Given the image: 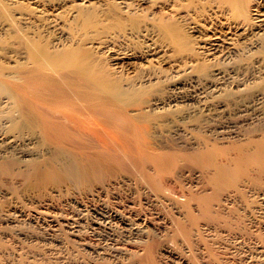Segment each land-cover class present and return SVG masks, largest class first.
<instances>
[{"label": "bare ground", "instance_id": "1", "mask_svg": "<svg viewBox=\"0 0 264 264\" xmlns=\"http://www.w3.org/2000/svg\"><path fill=\"white\" fill-rule=\"evenodd\" d=\"M0 170V264H264V0H0Z\"/></svg>", "mask_w": 264, "mask_h": 264}, {"label": "rangeland", "instance_id": "2", "mask_svg": "<svg viewBox=\"0 0 264 264\" xmlns=\"http://www.w3.org/2000/svg\"><path fill=\"white\" fill-rule=\"evenodd\" d=\"M21 1H23V0H21ZM75 92V91H74ZM80 94V95H79ZM89 93L88 92H86L85 91V93H76V95L78 96V97H76L75 95H72L71 97H69V95L68 94H64L63 96H61L60 95V97L58 96V98L54 101V103L57 105V106H59V108H60V110H62V111H66L67 113H72V111H74V109H76L74 112H76L80 107H81V105L82 106H84V105H87V106H89V107H92L93 105H94V103L93 102H97V101H95V100H90V101H88L89 99V95H88ZM75 96V97H74ZM69 98V99H68ZM76 98V100H77V98H78V100H81V101H79V102H77L76 100H74ZM80 98V99H79ZM65 99V100H64ZM74 100L73 101V103H72V101L71 100ZM70 100V101H69ZM88 103H87V102ZM74 102H77V103H79L78 105H76ZM81 102V103H80ZM92 103V105H90L91 103ZM62 103V104H61ZM64 103H66V106H65V104ZM69 105V106H68ZM76 105V107H74ZM62 106V107H61ZM71 106H72V108H73V110H70V108H71ZM79 106V107H78ZM64 107V108H63ZM67 107V108H66ZM69 107V108H68ZM77 107H78V109H77ZM124 107H125V105L123 104L122 106H121V108L118 110V111H111V110H109V108H108V106H107V104L106 103H96L95 104V109L93 110V111H96V112H99V111H102V110H106L109 114H110V116L109 115H107V117H111V118H113V119H115V117H116V115L117 114H119L123 109H124ZM71 108V109H72ZM74 114V113H73ZM76 115V114H75ZM117 119H118V117H117ZM106 121H108V122H113L110 118H108ZM129 123V122H128ZM133 125V124H132ZM143 125H145L144 123H142V122H137V124H136V126H135V133H134V135H135V137L139 140V147L142 149V150H144V152H146V154H148V155H150V157H149V161L152 163V161H153V158L156 156V154H157V152L155 151V149H154V146H153V144H152V141L150 140V135H149V132H148V130H146L145 128H144V126ZM138 126V127H137ZM130 127H131V125H129V126H127V127H124V129L125 130H127V131H129V132H131V130H130ZM132 133V132H131ZM133 134V133H132ZM75 142V145L74 146H77L78 148H76L75 149V155H76V157H79V156H81L80 154L82 153V152H85L86 151V149L88 148H92L93 150H95L96 152H98V154H101V155H105L106 154V151L108 150L107 148H105L103 145H102V143H101V141H99L98 139H95V138H93V139H86V138H84V137H80V138H78V139H76V140H74ZM81 143V144H80ZM86 144V145H85ZM135 148H137V147H135ZM175 154H177V153H175ZM174 154V155H175ZM175 157H177V158H175ZM174 158L177 160V162L178 163H175V162H169V161H167L166 162V165H168V170H166V171H162L161 173H163V178L165 179L166 178V176H167V174H169V173H171L172 171H173V168L175 167V165H180V164H182L181 162H179V161H181V160H184V161H186L187 159H186V157L183 155H180V154H177L176 156H175ZM221 156H216V160L218 161V162H221V158H220ZM109 158H111V159H115V161H117L118 159V156L117 155H115V154H112V156L111 157H109ZM173 158V159H174ZM117 159V160H116ZM175 159H174V161H175ZM113 161V160H112ZM110 162L109 164V166H108V164L105 166V165H101L102 166V169L103 168H105L104 170L105 171H111L112 169H114L115 167H116V169H114V170H117L118 172H119V166H118V164L120 163L119 161H117L118 163L116 164V162L115 161H113V162ZM111 165H113V166H111ZM118 166V167H117ZM138 166H140V165H138ZM109 167V168H108ZM101 169V171L99 170L98 172H95V173H93L92 175H91V178L87 175L86 177L88 178H86V177H81L82 179H80V178H77V177H72L71 179L76 183V184H79V185H82V184H84V183H95V182H97L98 181V176L100 177H102V179H101V181H103V180H105V179H107L108 177H110L111 175H113L115 172L117 173V171H111V172H105L104 170H102ZM111 169V170H110ZM120 169H121V166H120ZM2 172V174H0V177H2L3 176V174L5 175V177H6V179H12V178H19V179H21V180H23L24 181V177H23V174H19L17 171H15V172H13V173H11V170H9V172H5L4 171V173H3V171L2 170H0V173ZM112 172H114V173H112ZM7 173H11V174H7ZM108 173V175L111 173V175L110 176H105V177H103L102 175H106ZM2 175V176H1ZM85 176V175H84ZM96 177V178H95ZM107 177V178H106ZM45 178L46 177H42L41 178V180H43V181H41L40 180V185L37 183V185L36 184H31V182L30 181H28V183H26V185L24 186V187H26V188H28V187H31V186H34V187H37V186H39L38 188H41V187H43V186H45L46 184L48 185V183L49 182H51L50 180H53V178H46V180L47 181H45ZM86 178V179H85ZM6 179H4V180H6ZM84 179V180H83ZM92 179H93V181H92ZM94 179H97L96 181L94 180ZM49 180V181H48ZM87 180H91L90 182L89 181H87ZM99 181H100V178H99ZM44 182H46V184L44 183ZM7 184H6V186H9V187H11V185H10V181L9 182H6ZM165 184H166V182H165ZM164 184V185H165ZM13 189H14V191L17 193V194H19V195H21L22 194V192H20L19 193V191H18V189L17 188H14V187H12ZM200 196H202V195H200V194H198V196L197 197H200ZM204 209L205 210H208V207H204ZM154 240H150L149 242H145V243H143V246L145 247V248H150L151 247V245H152V247H151V249L153 248L154 249V247L155 248H157V246L160 244L159 242V240H155L154 242H153ZM152 242V243H151ZM140 244H142V243H140ZM139 244V246H142V245H140ZM138 246V244H137V248L135 249V248H133V247H129V248H131V250H133L132 251V257H134L133 255H135V252H138V251H140L139 249H141V248H144V247H139ZM135 250H138V251H135ZM135 251V252H134ZM143 252V251H142ZM147 253V252H146ZM141 255V254H140ZM144 253H142V255L141 256H137V258H142V259H144L146 256V254L144 255ZM135 257H136V255H135ZM149 257V256H148ZM140 258V259H141ZM147 258V257H146ZM144 259V261H147V259ZM153 259V258H152ZM152 259H151V257L149 258V260H151L152 261ZM153 261L155 262V260L153 259ZM155 264V263H154ZM156 264H157V262H156Z\"/></svg>", "mask_w": 264, "mask_h": 264}]
</instances>
